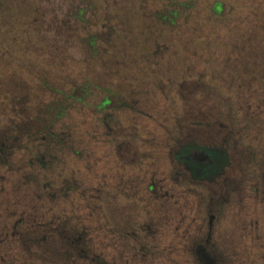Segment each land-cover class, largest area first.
Instances as JSON below:
<instances>
[{
	"label": "rangeland",
	"instance_id": "1",
	"mask_svg": "<svg viewBox=\"0 0 264 264\" xmlns=\"http://www.w3.org/2000/svg\"><path fill=\"white\" fill-rule=\"evenodd\" d=\"M215 1L222 4L219 15L210 14L209 7ZM69 3V0H0V43L11 38L15 41L13 53L27 55L35 52L45 39L52 40L56 47H41V51L79 60L83 57V49L74 38L86 34L84 32L91 27L97 29L102 22L105 30L97 32V37L107 43L101 46L98 54L103 56L104 65L64 64L66 68L62 72L55 70L58 73L54 78L58 81L54 83H69L70 79L64 76L69 77L72 66L85 68L90 74L94 72V83L112 92L113 96L102 111L93 108L99 98L98 90L94 101L86 100L88 106L63 101L68 110L55 120L53 131H31L29 124L28 130L19 136L10 127L8 131H0L3 139L8 138V142L4 141L9 147L2 155L5 161L2 173L9 177V184L4 181L0 206L15 208L17 215L24 209L30 211L33 221L28 223L31 227L21 225L27 231L22 235L39 237V222L47 203L40 194L44 182L54 185V194H50L54 202L69 203L72 198L78 199L79 193L89 198L88 194L98 192L81 190L82 180L86 181L93 169L98 174L105 171L110 153L106 145L108 138L110 140L109 126L113 128L111 135L115 143L111 160L114 163L116 158L126 161L130 170L126 178L129 200L119 201L118 209L120 212L124 209L126 215L135 212L141 215L145 211L141 217L151 229L162 225L160 227L166 230L156 237L145 238L144 250L149 255L138 253V261L127 264H182L185 247L179 243L180 247H173L177 242L175 238L179 240L178 235L188 233L185 226H177L181 214L171 216L167 202L161 206L157 204L158 209L152 214L148 212L150 201L139 200L137 196L142 198L148 185L161 177H165L167 187L179 180L173 171V161L183 153L189 154L193 148L200 149L205 134L210 129L217 130L219 122H227L233 127L232 131H238V141L242 145L264 146L263 117L258 113L252 120L248 112L251 103L253 106L255 103L251 89L264 83V0H76L73 7ZM175 10L176 16L171 12ZM5 24L11 28L10 32H3ZM26 24H36L38 32L35 34L43 40L32 46L24 44ZM153 48L157 49L156 55L138 54ZM6 55L0 52V64L7 60ZM44 65L40 64L39 74L50 69ZM16 83L21 85L26 81L17 76L12 81L0 80V88L3 92L7 90L4 86ZM3 97L0 94V105L7 106ZM33 107L41 113L35 103ZM52 119H47L44 126ZM33 125L40 129V123ZM49 132L55 138H41L40 134ZM227 146L233 149V144ZM210 152L209 158L190 164L200 169L207 180L220 175L223 161L227 159L221 144ZM11 161L16 162L18 171ZM30 161L34 163L29 169L26 164ZM251 163L252 160L246 162L245 167L249 168ZM138 169H144L145 174L142 172L141 176ZM44 171L47 176L41 178ZM249 178L246 174L248 185ZM192 186H196L195 182L189 187ZM223 186L227 188L228 184ZM261 194L258 193L259 198ZM98 195L105 198L104 193ZM260 201L262 199L252 204L255 208L245 199L240 205L233 198L229 203L222 202L225 222L219 233L228 239L224 249L234 264H264V225L249 223L259 217L264 219V206ZM66 206L73 207L70 203ZM250 211L252 213L243 224L244 214ZM190 213L188 219H191ZM99 224L103 225L100 219L97 220ZM144 228L147 230L146 226ZM17 250L16 264H45L40 247L32 246L23 255L19 253L20 248ZM56 256H50L47 264H63L65 260Z\"/></svg>",
	"mask_w": 264,
	"mask_h": 264
},
{
	"label": "flooded vegetation",
	"instance_id": "2",
	"mask_svg": "<svg viewBox=\"0 0 264 264\" xmlns=\"http://www.w3.org/2000/svg\"><path fill=\"white\" fill-rule=\"evenodd\" d=\"M69 1V5L73 7L76 0ZM221 5L220 1H215L210 5V8ZM141 51L138 53L140 56L157 54L155 48ZM254 82L256 84V81ZM250 93L255 103L253 106L252 102L248 109L249 116L254 120L258 113L261 114L264 124V114H262L264 113V83H258ZM208 114L209 112H206V115ZM106 125L108 126V120H106ZM108 128V136H110V140L108 138L106 143L110 152L107 159L108 165L101 174H98L94 169L91 170L89 173L92 175H89L86 181L82 180L84 185L81 184L83 186L81 190L94 189L98 191L97 193H104L105 198H102L101 195L97 196V193H90L88 194L89 198H86L85 193H79L78 199L72 198L69 202L73 206L70 208L66 206L69 204L67 202L61 200L54 202L53 197L50 196L53 191L48 189V181L44 182L40 188V194L45 197L47 203H45L46 207L43 209L39 222V237L33 234L22 235L23 232L27 233L22 228V224H25V228L31 227L28 224L33 221L30 211L24 209L17 215L15 208L0 206V264H16L17 248H20L19 253L23 255L27 254L32 246L41 248L45 264L52 255H57V258L65 260L63 264L80 263V261H89L91 264H127L138 261V253L143 256L149 255V253L145 255L141 251L145 247V238L156 237L157 233H165L166 230L160 227L162 225L158 227L155 225V228L151 229L150 224L145 223L141 217L145 215V211L141 215L137 212L134 215H126L124 209L121 212L118 209L119 201L127 202L129 200L127 193L129 184L128 181L126 184V178H128L130 170L126 161L116 158L114 163L111 160L115 143L112 142L111 135L113 128L109 126ZM231 128L233 127L229 123L219 122L217 130L211 131L210 129L205 134L204 143L199 146L200 149L193 148L189 154L183 153L173 161V171L179 180L167 187L165 177H161L157 182L152 181L148 185V191H144L142 198L137 196L139 200L148 199L150 201L148 212L152 214L156 213L157 204L165 205L164 202L169 203L172 210L171 216H177V213L181 214V217L177 218V226H185L184 230L188 233L178 235L179 240L174 236L177 242L173 247L180 244L182 247H186L188 264H234L235 261L226 255L224 249L225 240L228 239L223 233H219V228L224 227L223 223L225 222L223 220V203H229L233 198L240 205V201L245 199L250 203L249 206L255 208L253 205L258 204L259 199H262L260 202L264 206V146L258 147L257 143L254 145L249 143L248 147L242 145L238 141V131H232ZM4 140L8 142V138L3 139L0 133V147L3 142L5 143ZM219 144L224 148L227 159L225 162L223 161L224 166L222 165L220 175L216 179L207 180L203 174H200V169L193 168L190 164L192 162L197 164L203 158H209L210 151H213ZM232 144V150L227 148V145ZM251 160V166L245 167L246 162ZM11 163L12 167L16 169L15 171H18L16 162L11 161ZM33 163L34 161H30L26 165L30 169L33 167ZM4 164L0 148V191L5 187L4 181L6 185L9 184V177L2 173ZM246 169L251 171L246 172ZM138 172L145 174L144 169H138ZM46 174L47 172L44 171L40 177L47 176ZM246 174H249L250 177L249 185ZM92 179L94 182H91ZM192 182H195L196 186L190 188ZM182 184L186 185L182 186ZM223 184H228L227 188ZM259 188L261 191H258ZM258 193H262L260 198ZM152 203H155V206ZM151 207L153 208L151 209ZM253 208L252 211H254ZM252 211L244 214L243 224ZM189 213L191 219H188ZM259 218L250 220L249 223L252 224L254 221L255 224L264 225V219ZM98 219L102 220L103 225H97ZM144 226L147 227V230Z\"/></svg>",
	"mask_w": 264,
	"mask_h": 264
},
{
	"label": "trees",
	"instance_id": "3",
	"mask_svg": "<svg viewBox=\"0 0 264 264\" xmlns=\"http://www.w3.org/2000/svg\"><path fill=\"white\" fill-rule=\"evenodd\" d=\"M185 7L187 6L185 5ZM219 7L215 6L212 7V9L210 8V14L219 15L221 13ZM171 12L174 13L175 16L177 15V10ZM103 24L104 23L100 22L97 29L91 27V29L84 32L86 34H80L79 37L74 38L76 39V44L83 49V57L79 60H74L65 55H50L49 53L46 54L41 51V47L54 49L56 45L52 40L47 41L45 39L43 44L35 49V52H30L29 54L26 53L27 55L16 52L13 53L15 49V41L11 38H7L4 43H0V52H5L7 54V60L4 61L3 64H0V80L6 79V81H12L17 76L18 79H22L27 83L21 85H17L18 83H16L4 86L7 90H4L3 92L2 88H0V94L4 96L3 101L7 104V106L0 105V131H8V128L10 127V130L16 131L17 136H19L21 133H24L22 131L28 130V124L29 127L31 126V131H53V128L51 127L54 126L55 120L62 117L68 110V108L62 104L63 101L69 100V102L73 101L74 103L87 105L86 100L92 99L94 101L96 94L98 93L96 90L99 91V98L95 102V105H93V108L97 111H102L107 108V103L111 101L109 97L113 96V94L106 89L103 90L102 87L94 83L95 80L92 79V74L94 72L90 74L85 68H74L75 66H72L71 69H69V77L64 76V78L67 77L70 79L69 83H64V81L61 82V84L59 82L54 83L55 80L58 81L54 78L57 77L58 73V71L55 70L61 69L62 72L66 68V65L64 64L70 63L71 65V63H76L83 65L84 67L89 65L95 67L94 65L98 64L104 65L105 60L103 56L98 54H100L99 51L102 49L101 46L104 44L107 45V43H105L106 40L97 37V32L99 33L100 30H105ZM37 27L36 24L24 25V30L27 32L26 37L23 39L24 44L32 46L36 42L43 40L35 34L38 32ZM4 29L3 32H10L11 28L9 29V26L5 24ZM112 29H114V27H112ZM67 40L69 41V39ZM41 63L45 64V68H50L49 70L47 69L46 73H43V75L39 74V66ZM116 95L117 94H114V96ZM1 103L2 102H0V104ZM34 103L36 104V109L41 111V113L35 111V108L33 107ZM32 108L34 109L32 110ZM6 111L8 112L6 113ZM51 117L54 119L44 126L47 119ZM34 123H40V129L34 127ZM40 136L41 138L43 136L55 138V135L51 132L45 135L40 134ZM24 137L28 138L29 135H25ZM30 137L32 136L30 135ZM0 148L2 156L9 147L3 142ZM48 189L50 191H52V189L54 190V185L48 183ZM144 249L145 248L142 249L143 253H145ZM181 252L183 251H180V253ZM187 255L188 251L185 247L184 254H182V256H184L183 259H185L183 263H188L186 261Z\"/></svg>",
	"mask_w": 264,
	"mask_h": 264
}]
</instances>
